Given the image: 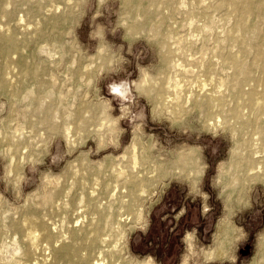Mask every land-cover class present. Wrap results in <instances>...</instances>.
I'll return each mask as SVG.
<instances>
[{
  "label": "rangeland",
  "instance_id": "1",
  "mask_svg": "<svg viewBox=\"0 0 264 264\" xmlns=\"http://www.w3.org/2000/svg\"><path fill=\"white\" fill-rule=\"evenodd\" d=\"M249 2L241 20L243 0H4L0 34L17 45L0 58L8 80L0 86V264H19L20 252L9 251L21 236L12 224L23 222L27 212L37 214L56 237L40 241L39 264H64L55 260L64 241L57 235L63 225L86 222L81 197L91 194L94 178L102 204L128 199L122 180L114 179L116 170L130 173L127 149L140 159L133 171L148 182L137 194L134 213H124L121 221L114 216L104 231L105 253L118 252L127 264L149 258L154 264L260 259L264 180L246 183L240 200L236 194L229 198L225 188L238 156L235 140L241 138L234 129L252 122L248 137L264 145V110L255 111L247 101L251 90L264 98V71L256 68L253 53L256 41L264 43V0ZM234 55L249 67L240 87L233 81L236 67L225 60ZM176 81L179 90L171 88ZM175 93L181 95L180 111L171 104ZM206 96L223 102L209 109L196 103ZM239 96L242 119L231 114ZM67 128L71 141L63 134ZM180 155L197 158L194 166H182L181 175L172 165ZM163 167L168 172L161 175ZM50 197L55 210L46 203ZM228 216L241 235L235 258L205 262L200 252L214 244ZM188 234L194 244L190 254ZM110 260L104 255V264Z\"/></svg>",
  "mask_w": 264,
  "mask_h": 264
},
{
  "label": "bare ground",
  "instance_id": "2",
  "mask_svg": "<svg viewBox=\"0 0 264 264\" xmlns=\"http://www.w3.org/2000/svg\"><path fill=\"white\" fill-rule=\"evenodd\" d=\"M71 2L72 1H70L68 3H71ZM3 4H4V0H0V8L3 7ZM58 7H60V6H58ZM250 9H251V3L249 2V0H243V10H242V15H241V20L243 18H245L244 15L246 13H248L250 11ZM138 17H139V15H138ZM21 19H20V21H21ZM22 21H25V20L22 19ZM175 27H176V25H175ZM244 27L245 26L243 24H240L239 30L242 31L244 29ZM208 28L209 27H207V29ZM8 32L10 33V29H8ZM206 32H207V30H206ZM253 33L255 34V30L253 31ZM172 37H173V35H172ZM182 41H183V39H182ZM180 44H181V40H180ZM16 45H17V43L13 37L7 36L4 34H0V58L3 55L7 54L12 49H14L16 47ZM162 46L166 50V57H167L166 59H169L170 50H169V48L165 42V39H163V41H162ZM249 47L250 46H248V48ZM253 47H252L254 49L253 53H254V56L256 59V61H254V62H257V64H260V65L256 66V68L264 71V43L262 42V44H260V42L256 41ZM218 49H220V48H218ZM253 49H251L250 51H246V52H251ZM46 50L48 51V49H46ZM178 50H180V49H178ZM243 50H245V49H243ZM246 50H248V49H246ZM237 56H239V55L237 54ZM237 56L234 55V56H231L227 59L225 57V60L231 62L234 65V67H236L237 73H235L233 81L236 82L238 84V86L240 87V85L243 82H245V80H247V78H248L249 67L239 65L240 61H239V58ZM176 59H178V58H176ZM172 64H173V62H172ZM179 64L174 63L173 64L174 68L173 67L172 68L173 69L177 68V66ZM255 64L256 63H254V65ZM86 66H84L85 71H86V69H85ZM92 66H94V65H92ZM31 72H32V75H34V76H36L38 74L36 69H31ZM0 73H1L0 74V86L4 87L8 80H7L6 76L2 73V71ZM176 73H179V72H176ZM146 74L144 73V75H146ZM262 74H264V73H262ZM174 77H178V76L174 75ZM52 78H53V76H52ZM180 78L181 77H179V79ZM199 78H201V77H199ZM177 80H178V78H177ZM192 81H193V78H192ZM222 81H224V80H222ZM133 82L135 83V81H133ZM170 82L172 83V80ZM179 82H180V80H179ZM179 82L176 81L175 83H173V86H171V88H174L175 90H177L179 87H181L180 86L181 83H179ZM148 83H149V81L146 84H148ZM203 83H206V82L203 81ZM138 84H139V82H138ZM143 84H144V82H143ZM154 85H157V84H154ZM206 85L207 84H205V86ZM202 86H204V84L203 85L201 84V88H202ZM168 87H170V86H168ZM183 87H184V85H183ZM171 90H173V89H171ZM122 91H124V90H122ZM184 92L186 93V91H184ZM117 94H120V93H117ZM175 94H176L175 96L173 94L174 97H172L173 101L171 102V104L173 105V108L180 111V110H182V107H181L182 101L180 98L181 95L179 96V93H175ZM192 95H189L188 97H190ZM257 95L258 94H257L256 90H251L247 94V96H248L247 101H248L249 105L255 109V111L260 112V111L264 110V98H258ZM168 97H170V96L168 95ZM192 97H194V96H192ZM240 97L241 96L238 97V101H240L241 103L239 105H237L234 109H232V112H231L232 116L236 117L237 119L243 118V114H242V110H241L242 109L241 108L242 99ZM169 100H172V99L170 98ZM222 102H223L222 98H214L212 96H206V98L202 99V100L200 98L196 99L197 104L205 106L208 109L213 107V106H216ZM165 103H167V102H165ZM188 103H190V102L187 101V104ZM237 103H239V102H237ZM168 110L170 111V109H168ZM105 120H107V119H105ZM103 121H104V119H103ZM217 121H219V119ZM104 122L106 123V121H104ZM115 122L116 121H114V123ZM101 123L103 124V122H101ZM251 123L252 122H250V121L246 122V123H242L238 129H234V135L239 136L241 138L240 139L237 138L235 140L236 141L235 149L238 152V156L236 158L235 164L230 167V170L232 171V173H229L230 172L229 170L227 171L229 173V177L227 179V185L225 188H227V187L229 188V195H228L229 198L233 197L234 194H236V200L241 199L243 192H245V184L246 183H254L257 180H264V145L254 144L252 142L253 140L250 137H248L247 127ZM212 124L214 125V123H212ZM102 128H104L103 125H102ZM63 134L66 136L68 141H71V138L69 136L72 134V131L70 129H68V128L63 129ZM73 143H74V140H73ZM132 146L135 150V145H132ZM190 147H192V146H190ZM198 148H200V147H198ZM25 152H26V150H25ZM126 154H129L130 163L132 164L131 168H130L131 169L130 173L126 175V171H124V170H116L115 171V169H114V171H115L114 179L117 181L122 180L123 185L125 186V188L129 192V194L127 196L128 199L126 200L125 197H121V198H119L118 203L109 201V203L102 204L101 201L103 198L102 197L103 193L99 192L101 188L99 189L98 187L95 186V184L98 182V178H94L95 184H94V187L92 188L93 191L91 192V194L86 198L84 196L81 197V199H82L81 205L83 204V207H85L87 209V211L85 212V213H87V217H86L87 220L84 223H80V226H73L71 224L62 226V230L57 235V238L59 237L60 239H64V241H63V245L56 252V255H55L56 263H58L59 261H63L64 264H104L103 263V257H104V255H106L111 259L110 264H127L124 257H122L120 253L114 252V251H109V252L105 253L102 250V248L100 247V244L102 245V244L107 242V240L104 238V236H105L104 231L107 229V227L110 226L112 218L114 216H116V217L120 216L119 221H121L122 217L124 216V213H128L129 215L134 213V210L136 207L135 203H137V201H138L137 194L141 191L145 192V190L143 191V189H144L143 186L145 183L148 182V177H146L144 175L140 176V174H142L141 171H138V170H136L135 172L133 171V169L135 170L136 166L138 164H140V159L138 158V156L136 154H133L132 152H130L129 149H127ZM13 161L14 160H12L11 163ZM196 163H197V158L194 155H189V156L180 155L178 157L177 161L173 162L172 165L175 164L177 166L176 168L179 170V174L181 175L183 172L182 166H183V168L189 167V166H194ZM124 167H125V165H124ZM201 168H202V166H201ZM10 171H12L11 168H10ZM159 172L161 175H164V174H167L168 171L166 169H164V167H163V169H159ZM199 172L202 173L203 171H199ZM218 172H220V169ZM154 173H156V171H154ZM189 173L191 175L193 173V171H190ZM9 174H11V172ZM6 176H8V175H6ZM218 181L219 182L224 181L222 173H221ZM239 183H240V185H239ZM56 193L58 195L60 193V191H57ZM140 195H142V194H140ZM54 197H50L49 199L47 198V201H46L47 204H50L49 206L53 210L56 209V204H55L56 199H54ZM44 200H46V199H44ZM46 203H44V204H46ZM81 208H82V206H81ZM79 212H81V211H79ZM227 215H230V214H227ZM228 218H229V216L226 218L225 221H222L221 224L219 225L218 231H217L218 233L214 238V244L211 247L205 248L200 252L199 256H201L205 260V262H206V260H212V261L224 260V259L234 260L235 255L233 254V252H234V249L236 247V243L239 240L241 235L238 234V232L234 229L233 225H231L230 219H228ZM126 219H128V217H126ZM49 222H51V221H49ZM79 222H80V220H79ZM12 230L21 234V236L19 238L14 237L13 241L16 243V245L13 246L12 249L10 248L11 250H9L10 252L11 251L17 252V254H18V252H20L19 264H39L41 259L36 254V249H37L38 245L40 244V241H46L48 243H52L54 241V239L56 238L48 231L47 224L42 219H40V217L37 214L32 213V212L26 213V215L23 218V222H13ZM122 235H124V234H122ZM186 238H187L188 246L190 248L189 254L191 252L193 253L194 252V247H193L194 244L192 241L193 236L191 234H188ZM11 255H12V253H11ZM15 255H16V253H15ZM15 255H14V257H15ZM260 256H261L260 259L255 260L252 264H264V239H262V241H260ZM8 258H10V257H8ZM10 259H12V258H10ZM152 259L149 258V260L146 261L144 264H154ZM128 264H133V263H128ZM137 264H139V263H137ZM184 264H190L188 262V258L185 259Z\"/></svg>",
  "mask_w": 264,
  "mask_h": 264
}]
</instances>
